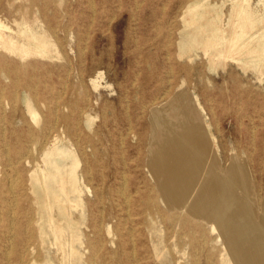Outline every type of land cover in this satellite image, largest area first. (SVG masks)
<instances>
[{
  "label": "rangeland",
  "instance_id": "obj_1",
  "mask_svg": "<svg viewBox=\"0 0 264 264\" xmlns=\"http://www.w3.org/2000/svg\"><path fill=\"white\" fill-rule=\"evenodd\" d=\"M236 1L0 0L4 35L26 47L27 36L44 35L50 44L45 55L0 44V264H229L210 225H185L179 216L186 213L167 210L146 160L150 112L183 83L200 102L199 120L216 138L222 164L238 154L262 195L264 65L248 55H205L210 40L218 42L214 53L225 49ZM195 5L199 13L190 14ZM249 6L263 35L264 0ZM46 138L80 162V191L63 211L45 209L50 201L34 184L37 163L44 166L34 141ZM141 197L151 200L147 211Z\"/></svg>",
  "mask_w": 264,
  "mask_h": 264
},
{
  "label": "bare ground",
  "instance_id": "obj_2",
  "mask_svg": "<svg viewBox=\"0 0 264 264\" xmlns=\"http://www.w3.org/2000/svg\"><path fill=\"white\" fill-rule=\"evenodd\" d=\"M236 2L232 32L228 38H222L225 49L214 53L218 42L210 40L205 55L213 60L216 57H238L241 60L243 55H248L264 65V34L255 32L257 22L250 14V0ZM199 11L200 5L189 8L193 15ZM4 28L7 27L0 23V44L6 49L19 55H45L50 51L49 41L44 35L27 36L25 31L20 32L18 35L27 36L31 42L32 47H26L13 37L4 35L1 32ZM253 43L255 46H252ZM99 78L103 79V74ZM92 81L94 87L98 88L99 80ZM27 106L33 118L40 122V115L31 102ZM200 106V102H194V97L183 88L182 83L175 95L169 96L164 104L154 106L150 112L146 165L155 180L157 195L167 210L186 213L179 216V222L200 228H204L203 223H207L212 232H218L226 250L230 252L229 264H264V190L257 197L249 167L238 154L224 158L225 166L222 164L216 138L210 132V127L199 120ZM261 132L255 126L254 133L258 135ZM97 142L103 146L101 138H97ZM34 143L36 152L43 151L44 166L37 163L34 171L35 186L39 185L50 201L44 202L43 206L56 205L63 211L71 201V194L80 191L78 157L74 150L59 146L56 142L52 144L48 138ZM259 146L263 149L262 145ZM150 202V199L144 200V197L139 200L145 210L150 207ZM175 216L178 214L168 215V218L173 220ZM16 237L18 243L25 241L18 232Z\"/></svg>",
  "mask_w": 264,
  "mask_h": 264
}]
</instances>
